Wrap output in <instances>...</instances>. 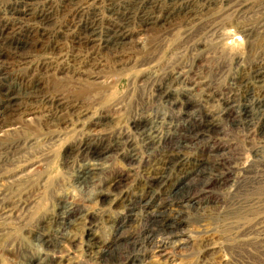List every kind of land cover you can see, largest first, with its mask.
Instances as JSON below:
<instances>
[{"label":"rangeland","instance_id":"obj_1","mask_svg":"<svg viewBox=\"0 0 264 264\" xmlns=\"http://www.w3.org/2000/svg\"><path fill=\"white\" fill-rule=\"evenodd\" d=\"M228 1L233 7L236 0ZM247 1L251 7L257 10V13L254 12L239 20H236L235 9L230 7V5L223 8L216 6L213 10L202 11V14L212 11L211 14L216 15L220 25H218L219 27L214 36L212 33H204L203 36L199 38L195 37L191 41L188 37L192 33L187 35L188 32L183 28L188 17L197 13V7H191L190 14H172L165 23L159 22L156 26L150 25L145 32H133L132 41L134 42L127 41L126 46L122 48L123 52L120 51L122 49H113L105 52L99 44L95 45L96 47L93 48V51L91 49V51H86V48L81 46L75 47L70 45L65 39L60 38L59 35L56 40L54 39L55 41H59L55 47L53 45L54 40H50L51 42L48 39L42 41L38 38V35H32L18 46L17 55H14V50L8 47L9 45L3 48L4 44L1 43L2 46L0 44L2 48H0L2 52L1 61L6 68L9 66L7 68L9 75H7V84H4V89H2L1 93L4 91L5 94L7 88L12 85H19L22 89V85L16 79L20 80L24 77L23 83L26 84L23 87L24 94L19 93L21 95L17 98L16 102L18 103H15L16 105L8 107L6 105L4 108L0 107V125H8V121L9 124L12 122L16 123V126H19H15L18 129L12 134V138L18 141L20 146H24L22 148L27 149L28 153L31 151L30 174L34 176L40 175L42 186H50V191H47V193L42 191L43 188L41 186L35 187L36 189L32 188V191L29 190L20 199V201L24 202H22L25 206L24 212L14 213L17 217H12L11 221L10 219H6L7 221L5 222L0 220V227H2L0 228V264H29L31 258L38 257L37 259H39L41 255L46 253L39 242L31 237L29 232L36 228V226H44L41 225L42 220H49L53 214H57L60 211L59 200L64 202V207L69 204H75L80 208L83 206L82 208L85 211L102 215L103 217L101 216L97 222L98 224L96 223L90 233L97 236L103 242H108L112 238L111 234L114 231V226L109 225V222L117 214L121 218L123 214L121 210L123 209L117 210L118 213H116L110 207H104L100 201L90 202L89 200L93 198L92 194L94 192L92 190L84 191L79 186L77 187L78 184H75L73 181L74 170H66L63 165L66 153L82 139L92 138L93 141H107V139L110 140L121 136L130 138L134 143L133 148L136 151V162L129 164L119 157H110L103 162L102 167L105 168L108 176H118L123 179L125 183L123 192L137 194L142 186L140 184L142 183V179L138 175V169L140 170L143 166L147 152L141 146L142 143L139 137L133 135L131 129L133 118L144 110L148 112L147 115L145 113V116H149V118H152L151 116L155 113L159 117L158 121L163 117L162 121L164 122H160L163 125L158 126L157 134L160 139L165 138V142L168 143H165V146H163V143L159 144L160 149L174 146L172 140L176 135L182 134L185 125L192 126L193 128H190L195 131L190 119H178L177 114L168 112L164 106L159 105L153 100V97L150 95L155 86L153 88L152 86L155 85L153 84L154 81L158 82V79L156 77L153 78V75L148 80V74L157 75L161 67L163 66V69L165 64L170 61L176 60L177 63L176 61L174 63L179 65H190L193 62V71L189 73V76L183 78H188L190 82H203L204 80L206 83L210 81L211 89L214 88L218 93L221 92L227 97L230 96L232 94L231 90H229L232 88V82L230 81L232 76V78L241 79V77L250 74L256 67H264V26L248 39L241 33L244 26L256 25L264 18V14H262L264 0ZM55 3L57 7L58 2ZM227 9L230 10L228 11ZM64 11L65 9L57 13L61 15ZM103 16L107 17L104 14ZM49 23L46 25L48 26ZM57 24L59 25L58 21ZM51 25L52 27L54 26L53 24H49L48 28L56 31L57 27L54 26L55 28H52L50 27ZM103 26L107 27L106 23ZM132 29L133 31L135 30V28ZM61 45L63 46L60 47ZM199 45H204L205 50L201 53L200 51L197 53L192 51V47L199 50ZM151 50H154L156 53L153 62L142 69H136L132 65L129 56L131 55L132 61L135 60L134 62H136L137 59H145ZM182 51L185 53H182ZM51 52L54 56L47 54ZM116 54L118 56L119 54L122 55L125 61L123 70L117 69L114 64L113 60L116 59ZM74 55L76 56L74 57ZM54 58H59L57 59L58 62L64 63V67L60 70L61 74L55 75L52 70H45L42 67L44 59L52 60ZM98 58H101L104 63L106 62L105 68L98 72V75L102 76V82L98 79L94 81L93 79L84 80L86 78L77 73V66L84 60L88 61V59L91 60L89 63L93 65ZM19 60L23 62V65H21L22 62ZM67 61L70 67L75 69L67 68L65 64ZM96 68L93 67L92 70L97 72ZM73 73L74 75H72ZM43 74H46L45 76L47 77H44ZM42 75L44 78H42ZM54 76L62 77L59 84H56L58 82L53 80ZM25 80L26 82H24ZM97 81L100 83H96ZM86 84L87 86H85ZM144 86L147 87L144 88ZM195 91L198 96L197 88ZM255 91V99L257 97L264 102V83H261L259 86L257 85ZM42 95H44V99ZM50 95L51 99H49ZM197 96H194V98H197ZM56 100H59V103L62 101V104L57 105ZM45 106L47 107L45 108ZM53 109L55 112H53ZM79 109L80 111L78 112ZM52 113H56V116ZM65 116L69 118L66 119ZM229 123L228 125L224 124L223 130L219 134H214L212 135L213 137L207 136L201 138L198 141L199 143L197 142L196 144L197 149L205 153L211 148L216 150L214 158L210 159V161L215 162L210 163L216 164V168L210 173L213 174L212 178L218 176L219 179H224L223 186L210 185L205 189L203 188L205 180L202 181L201 177L199 179V181L201 180L200 182L189 180L188 185L186 184L187 186L184 189L185 193L189 192V194L182 208H176L174 209V213L170 211L169 214L165 213L163 215L165 219L178 218L177 220L180 223L177 229L181 234V238L185 239L186 242L184 244H181V242L179 245L178 242L172 241L164 254H161L162 256L151 251L141 259L139 264H264V231H262V229L264 230V142H261L255 136L254 130L230 126ZM4 129L7 130V128ZM0 139H4L3 132H0ZM183 152L189 156L197 154V152ZM77 164L74 166L75 169H77L76 166H82L80 163ZM10 169L8 170L11 171ZM99 178L97 179L99 180ZM187 189H189L188 192ZM234 191L235 193H233ZM17 199L18 197L11 198L8 202H14ZM196 199H202L208 204L204 205V208L202 207L201 210L200 206L194 203ZM165 205V202L159 200V206L164 207ZM198 209L199 211L197 212L196 210ZM79 225L74 224L67 230L68 236L74 240V245H69L67 242L59 244L57 248L58 252L54 255L56 262L61 257L62 259L64 257L67 261L64 264L94 263L87 260L88 258L84 249L85 234L87 233L86 227ZM250 226H253L255 229L259 227L257 230L261 234L252 235L254 238L250 237L253 238V241L255 240L254 242L252 240L244 242L241 235ZM54 230H56V227L51 226L45 232L51 233ZM238 236L239 238H237ZM47 254L49 255L50 253L47 252Z\"/></svg>","mask_w":264,"mask_h":264},{"label":"bare ground","instance_id":"obj_2","mask_svg":"<svg viewBox=\"0 0 264 264\" xmlns=\"http://www.w3.org/2000/svg\"><path fill=\"white\" fill-rule=\"evenodd\" d=\"M55 2H58L57 7L55 6ZM229 5L230 2L228 0H0V44H4L3 48L9 45L8 47H11L12 50H14V55H17L18 46L32 35H38V38L42 41L48 39L49 42H51L50 40H56L59 35L60 38L65 39L70 45L75 47L81 46L86 48V51L90 49L93 51L96 44H99L101 49L105 50V52H109L113 49L120 50L126 46L127 41H132L133 32H145L147 27L150 25L156 26L159 22L165 23L172 14H190V8L197 7V13L188 17L184 24L185 27L183 28L188 32L187 35L192 33L188 37L191 41V39L194 40L195 37L199 38L203 36L204 33H212L214 36L219 27L218 25H220L216 15L211 14L212 11L204 12L205 14H202V11L209 9L213 10L216 6H220L222 8L229 7ZM230 7H232V4ZM232 8L235 9L236 20L244 18L254 12L257 13V10L251 7L247 0H236ZM64 9L65 11L61 15L57 13L63 11ZM230 9L227 10L229 11ZM103 14L107 15V17L105 18ZM262 14H264V8H262ZM56 19L59 22V25L57 24ZM48 22H50L49 24L56 26L57 30L55 31L48 28L49 24L48 26L46 25ZM104 23H106L107 27L103 26ZM263 26L264 18L256 25L244 26L241 33L248 39ZM50 27H52V25ZM132 28H135V30L133 31ZM44 36L47 38H44ZM55 40L53 42L54 47L59 43L58 40ZM62 46L63 45L60 47ZM204 50V45H199V50L192 47V51H195L196 53L198 51L201 53ZM120 51L123 52V49ZM184 51H182V53H185ZM52 52L47 54H52V56H54ZM1 53L2 52L0 51V107L4 108L6 105L8 107L18 103L16 100L21 95L19 93H23V87L26 86V84L23 83L24 77L22 76V79H16L17 82H20L22 85V89L19 85H8L10 87L7 88L5 94L4 91L1 93L2 89H4V84H7L9 76L7 70L9 66L7 68L4 66V63L1 61ZM149 53L145 57L147 60L141 57L143 60L137 59L136 62H134L135 60L132 61L131 55L127 56L130 57L129 59L136 69H142L143 67L151 64V62L155 59V51L151 50ZM120 54L119 56L116 54V59L113 61L117 69L123 70L125 61ZM75 56L76 55H74V57ZM79 57L81 56L79 55ZM57 59L59 58H54L52 60L44 59L42 67H44L45 70H52L55 75L58 73L61 74L60 70L64 67V63L58 62ZM175 61L176 60L167 62L163 69V66L161 67L157 75L148 74V80L153 75V78L156 77V79H158V82L154 81L153 84L155 85H151L152 88L154 86L155 87L152 89L150 96H152L153 100L159 105L164 106L165 110L167 109L168 112L177 114L179 117L178 119H190L195 131H193L192 126L185 125V129L182 131V134L176 135V137L172 140L174 146L166 147L167 149H160L159 144L161 145V143H163V146H165L168 143L165 142V138L160 139L157 134L158 126L163 125V117H161V120L158 121L159 117L155 113L151 116L152 118H149V116H145V113L147 115L148 112L144 110L136 116L138 118H133L131 122L133 135L139 137L142 143L141 146H143L147 152L143 161V166L140 170L138 169L139 173L137 172L142 179V183H140L142 186L138 191L139 194L128 193L125 191L123 192L125 184L123 179L118 176H108L107 171H105V168L102 167L103 162L110 157H119L129 164H134L136 162V151L133 148L134 143L130 140V138L128 139L125 136H121L110 140L107 139V141H93L92 138H87L84 140L82 139L77 144L75 142L76 145L66 153L63 162L65 169L74 170L73 181L75 184H78L77 187L79 186L84 191L92 190L94 192L92 194L93 198L91 197L92 199L89 200L90 202L100 201L104 207H110L116 211V213H118L117 210L123 209L121 210L123 214L121 215V218L117 214L112 221L109 222V225L114 226V231L111 234L112 238L108 242H103L97 236L90 233L102 215L100 216L85 211L82 208L83 206L80 208L75 204H69L64 207V202L59 200L60 211L57 214H53L49 220H40L42 222L41 225L44 226H36V228L29 232L31 237L39 242L46 252L41 255L39 259H37L38 257L31 258L29 264H64L67 262L64 257L63 259L61 257V259H58L59 261L56 262L54 255L58 252L57 248L59 244H62L63 242H67L69 245L74 243V240H72V238L67 234V230L70 229L69 227L74 224H80L81 226L86 227L85 230L87 233L85 234L86 239L84 249L88 258L87 260L94 262L95 264H139L141 259L151 251L160 255L164 254L172 241L178 242L179 245L181 242V244H184L186 241L181 238V234L177 229V226L180 223V221L177 220L178 218L165 219V216L163 215L165 213L169 214L170 211L174 213V209L176 208H182L184 202L188 198L189 189H187L188 193H185L184 189L188 185L187 183L189 180L199 181L201 177V179H203L202 181L205 180L203 182V188L205 189L210 185L222 187L224 180L219 179L218 176L212 178L213 174L210 172L216 168V164H211L210 162L213 161H210V159L216 154V150L211 148L206 151V153L199 151L196 147L199 139L201 140V138L219 134L223 130L224 124L228 125L229 122H232L229 123L230 126L254 130L256 133L255 136H257L261 142H264V102L262 99H258L257 97L255 99V90L257 85L259 86L261 83H264V67H256L250 74L241 77V79H235L232 78V76L230 80L232 82V88L229 89L232 94H229L230 96L227 97L221 92L218 93L215 91L214 88L211 89L210 81L205 83L203 80V82L197 81V83L196 81L190 82L188 78H183L189 76V73L193 71V62L190 65H179L176 64L177 61L174 63ZM89 62H91L90 59H88V61L84 60L80 64L78 63L79 65L76 69L77 73H79L80 76L82 75V77H85L86 79L84 80L93 79L94 81L98 79L102 82V76L98 75V72L105 68L106 62L104 63L101 58H98L93 65ZM65 64L67 68L70 67L68 61ZM21 65H23V62ZM93 67H97L96 70L98 71L94 72L95 70H92ZM71 69L73 70L75 68ZM43 75L42 78L47 77L45 75L43 77ZM72 75H74V73ZM53 80L58 82L56 84H59L62 77L54 76ZM24 82H26V80ZM96 83L100 82L97 81ZM85 86H87V84ZM145 87L147 86H144V88ZM196 88L198 96L195 93ZM43 96L44 95H42V98ZM194 96H197L198 99L194 98ZM49 99H51V95ZM55 102L57 105L62 104V101L59 103V100H56ZM19 104L17 105L20 106ZM46 107L47 106H45V108ZM79 111L80 109L78 112ZM53 112H55V110ZM81 115H83V113H81ZM68 118L69 117H66V119ZM7 124L8 125L5 126L0 125V132H3L4 137L3 140L0 139V220L4 222L7 221L6 219H10L11 221L12 217H17L14 213L24 212V202L20 201V199L26 195L29 190L41 186V188H43L42 191L45 193L50 191L49 185L42 186L40 175L34 176L30 174L31 151L28 153L27 149L22 148L24 146H20L19 142L12 138V134H14L18 129L15 128L17 124L12 122L9 124L8 121ZM20 124L23 126L22 123ZM4 128H7V130ZM19 132L18 134H20ZM183 151L197 152V154L195 153V155L189 156ZM77 163H80L82 166H76L77 169H75L74 166ZM203 175H205L204 178ZM98 177L102 178H99L98 180ZM106 178L108 179L106 180ZM2 184H5V186L3 187ZM105 189L107 190L106 192ZM233 193H235V191ZM17 197L18 199L14 202H8L9 199ZM159 200L165 202L166 205L164 207L159 206ZM194 203H196V205L198 204L201 210L204 205L208 204L202 199H196ZM196 211L198 212L199 209ZM51 226L56 227V230L53 232L51 231V233H46L45 231ZM258 228L255 229L253 226H250L246 232L241 235V237H243L242 241H253L254 237L252 235L260 233L257 230ZM262 231L264 230L262 229ZM251 236L253 238H250ZM237 238H239V236ZM47 252L50 254L48 255Z\"/></svg>","mask_w":264,"mask_h":264}]
</instances>
